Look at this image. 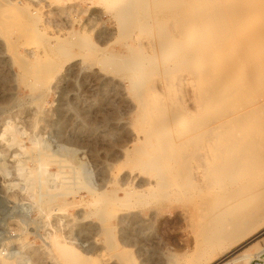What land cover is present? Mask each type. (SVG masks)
I'll use <instances>...</instances> for the list:
<instances>
[{
	"label": "rangeland",
	"instance_id": "rangeland-1",
	"mask_svg": "<svg viewBox=\"0 0 264 264\" xmlns=\"http://www.w3.org/2000/svg\"><path fill=\"white\" fill-rule=\"evenodd\" d=\"M104 1L0 0V9L10 11L9 33L0 25V264H230L235 259L232 257L253 245L264 253V171L260 158L251 161L260 167L254 183L240 175L237 184L233 182L219 193L210 187L194 195L186 193L184 181L170 174L165 180L168 189L160 188L156 170L148 166L150 158L158 154L157 136L151 133L150 121L171 126L174 137H184L191 128L197 135L207 117L222 112L247 113L257 100H264V0H241L252 5L246 8L253 11L240 16L234 32L239 39H229L226 54L216 43L218 33L213 34L214 28H209L212 23L187 33L191 41L188 50L199 55L196 63L202 64L200 69L206 64L204 60L202 63L203 56L211 58L212 68L218 71L215 82L223 94V103L203 114L197 105L198 86L193 87L189 80L175 86L176 81L170 76L171 80L164 78L154 63L138 60L154 58L171 29L159 31L155 21L149 23L152 26L148 31L135 25L129 29L132 24L127 26L116 18L122 0ZM196 1L210 5L195 10L203 17L214 8L210 2L216 0H192L190 5ZM233 1L223 3L234 10ZM257 35L262 40L252 43L250 38ZM233 39L250 42L242 41L241 45ZM56 45L61 52L54 49ZM207 47L213 49V54ZM176 48L165 49L161 64L176 61ZM203 48L208 50L206 54ZM125 66L126 72L122 70ZM173 73V77L187 75L184 71ZM218 73L232 80L220 83ZM140 88L145 91L143 96ZM145 106L153 111L154 118L147 119ZM200 114L207 116L201 118ZM11 128L17 131V138L12 136ZM180 150L184 151L182 145ZM177 162L174 155L162 159L167 169L178 168ZM20 167L29 177L37 173L42 179L30 194L26 188L30 182L23 181ZM149 184L154 189L150 190ZM235 186L244 187V195L242 192L233 197ZM99 193L103 195L97 198ZM113 196L129 205L110 206L104 202ZM242 201L248 203L246 207L254 212L255 219L248 224V236L232 246L229 260L222 263L228 243L212 248L201 233L212 218L209 203L218 202L224 210ZM133 202L135 206L130 205ZM230 230L233 227L228 225L219 232ZM56 243L72 244L80 252L83 246L91 252L67 260ZM120 252L128 257L123 260ZM213 255L217 257L210 261Z\"/></svg>",
	"mask_w": 264,
	"mask_h": 264
},
{
	"label": "bare ground",
	"instance_id": "bare-ground-1",
	"mask_svg": "<svg viewBox=\"0 0 264 264\" xmlns=\"http://www.w3.org/2000/svg\"><path fill=\"white\" fill-rule=\"evenodd\" d=\"M67 1H69V0H67ZM106 1H104V2H106ZM115 1L117 2L120 0H115ZM191 1L192 0H188V1L187 0H138L136 4L135 3L132 4L133 0L132 1L131 0H122L121 2H123L124 4L117 11V15L116 14L115 15H116L117 20L124 23L125 25L129 26L132 24L131 27H128L129 29L132 28L133 25H135L138 28L140 27L143 30H147V28L149 27L148 26L149 23H151L152 21L159 23V25H160V28H158V29H160L159 31H161V30L164 31V30H167L168 28L171 29L170 32L168 33V35L166 37L164 36L163 42L159 45L162 49L161 48H160V50H159V48L157 49V51H158L157 54L155 52L156 56H154V54H153L154 58H151V56H149L150 59H147L146 57H144V58H138V60L141 63H143L146 60L151 62V63H154L153 67H154V65H155V67L157 66V68L161 70V74L164 76V78L171 80L168 78L170 76L173 78L172 79L173 81L174 80L176 81L175 86L181 85L185 80H189L192 83L193 87L198 86L199 87L198 89H199L200 104H197V105L199 107L198 108L199 112H201V114H203L209 108L210 109L215 108L216 106L222 104L223 101L221 99V96L223 94L221 95V93H222L220 91L221 87L219 88L215 82V78L217 77L215 75V73H217L218 71L216 72L215 69L212 68L211 62L209 60L211 58L206 56V58L203 59L204 58V56H203L202 63L204 60V63H206V64H204L205 66L203 69H200V66L202 64L197 65V63H196L198 61L197 59H199L198 58L199 55L197 56V53L195 54V51L193 53H191V51L188 50V47H189V44L191 43V41L188 39L189 35L187 36V33L190 30L200 31L203 29V27H204V25H206V23H212V24H208V25L213 26V27L209 26V28L210 29L214 28L213 30H215V31H213V34H215V32H217L219 35L218 41L216 39H214V40L217 41L216 43H217L218 47H220L219 49H222L224 51V53L226 54L225 49H227L229 47V43H228L229 39H232V38L236 39V37H237V35H235L234 32L238 27V22L240 21V18H241L240 16L249 14V12L253 11V8L251 10L249 9L250 7L247 9L246 7H248V6L252 7V5L244 4L242 2L243 0L242 1L241 0H235V1H233V2H235V7L233 6L234 10H232L233 9L232 7H226L224 5L223 2H225L226 0H216L215 2H210L211 4L212 3L215 4V5H212L214 8L211 9V11L208 10V12H205V14H203V17H201L202 14H198L195 10H198V8L201 6L204 7V5H206L208 2L203 1V4L199 5L198 4L199 2L196 1V3L198 5H195L196 3H194V4L192 3V5L195 6L194 7V6L190 5ZM108 2L111 3L110 1H108ZM201 3H202V1H201ZM109 5L111 6V4H109ZM114 5H116V4H114ZM117 5H119V4H117ZM207 5H209V4H207ZM243 5H246V6L243 7ZM201 8H199V9H201ZM198 12H200V11H198ZM27 18H29V17H26V19ZM22 21H23V19H22ZM0 25H3V27H5L7 33H9V31H10V11L5 13L2 11V9H0ZM26 25H27V23H26ZM120 25H121V23H120ZM151 26L152 25L150 24V27ZM243 27L244 26H242V28ZM254 28H255V26H254ZM204 30H206V29L204 28ZM24 32L25 31H22V33H24ZM203 32L205 33V31H203ZM217 33H216V35H217ZM6 35H10V34H6ZM206 35H205V37H206ZM251 35H249V36H251ZM249 36L247 38L248 40H249ZM3 37H5V36H3ZM213 38H215V37L213 36ZM207 39H209V38H207ZM237 39H239V38L237 37ZM259 39H261V37L259 35L255 36V37L252 36L250 38L251 42L254 40L257 41ZM233 40H232V43H233ZM245 40L241 39V42L245 41ZM234 41L237 42L236 40H234ZM241 42H240V40H238V42L236 44H239ZM245 42L249 43L250 41L249 42L245 41ZM202 43H204V42H202ZM230 43H231V41H230ZM234 43L232 45H234ZM256 44H258V43H256ZM58 45H60V43ZM58 45H56L57 47L55 46L54 49H57L58 52H61V47H60L61 45L60 46H58ZM206 45H205V48H206ZM241 45H243V44L241 43ZM171 47H177L176 48L177 50L174 52V55L178 56V57H177V59L173 58L176 61H174V63L172 65L171 64L168 65V63H167V65L161 64V63H163L161 61L164 59L162 56L165 54L164 53L165 49H170ZM208 47H209V45H208ZM152 48H153V46H152ZM205 48H203V50ZM231 48H232V46H231ZM233 49L234 48H232L231 50H233ZM249 49H251V48H249ZM50 50L51 49H49V52H51ZM211 50H213V49L211 48ZM211 50H210V53L213 54V51L211 52ZM159 51H161V52L159 53ZM217 51H219V50H217ZM221 51H220V54L223 53V52L221 53ZM196 52H197V50H196ZM204 52H205V50H204ZM206 52H205V54H206ZM228 52H232V51L229 50ZM51 53L54 54L53 51ZM146 54H149V53H146ZM211 54H207V55L211 56ZM246 54H247V51H246ZM139 55H140V53H139ZM166 55H167V53H166ZM202 55H203V53H202ZM218 55H219V53H218ZM243 56H245V55H243ZM131 57H134V56H131ZM135 57H137V56H135ZM161 57H162V59H161ZM213 57L214 56H212V58ZM239 57L242 58L241 55ZM239 57H238V59H239ZM218 58H221V57H218ZM222 58H223V56H222ZM224 58H223V61H225ZM199 61H198V63H199ZM211 61H213V60H211ZM164 62H166V61H164ZM234 65H232V66H234ZM128 66H130V65H128ZM239 66H241V65H239ZM201 67H203V66H201ZM214 67H216V66H214ZM122 68H123L122 70L124 72L128 71L126 66L122 67ZM172 71L173 72L174 71L175 72L184 71L187 73V75H180V76L175 75V77H173L172 75L174 73ZM219 71H220V73H222L221 69ZM224 74H226V73H224ZM253 74H258V73L253 72ZM218 75H219V73H218ZM219 76L221 77L220 83H224V81L229 82L228 80H230V81L232 80L230 78H227L226 75H222V76L219 75ZM253 77H255V76H253ZM254 80H253V82H254ZM227 82H225V83H227ZM256 83H257V81H256ZM171 84L172 83H170L169 85L171 86ZM220 85L221 84H219V86ZM235 86H237V85H235ZM253 86H255V85H253ZM240 87H241V85H240ZM240 87H238V89H240ZM142 88H140V95L141 96H143L144 92H145V91L143 92L141 90ZM143 90H144V88H143ZM240 91H241V89L239 90V94H240ZM261 92L264 93V91H261ZM244 93L246 94V92H244ZM247 93H249V92H247ZM245 94H242V96H245ZM252 95H251V97H253ZM229 96L227 98H229ZM261 96H263V95H261ZM230 97H232V96H230ZM193 99H194V97H193ZM224 99H225V96H224ZM234 100H236V99L234 98ZM194 101L196 102L195 99H194ZM255 103H256V105L254 106V108L251 111H248L247 113H241L240 112V113L235 114V112H233L234 114L233 113L232 114H230V113L225 114L222 112V114L220 113L219 115L213 116L211 118L207 117V119L204 120V122H202V125L199 122V124L202 127L200 126L201 129L197 135L194 134L195 131L192 130V128H191L189 131H186L187 133L184 136L185 138L181 137V136L178 137L179 135H177V137H174L169 130L171 126L169 127L168 125H165L164 123L160 124V123H156L154 121H150L149 124H150L151 130H152L151 133L155 134L157 136L156 137L157 138L156 148L158 150V154H157V157L152 156V157H154L153 159L150 156L151 161H149L148 166H149V168H153L156 170V172H157L156 179L158 181V184H160L159 187L168 189L169 186L165 182L166 177H167L166 175H168V174L174 176L176 179H179V181H180V179H181V181H184L186 184L185 191L187 189L186 193H188L190 195H194L196 192L204 193V191L210 187L215 188L217 190L216 192H218V190H222L223 188H226L228 185H230L233 182H235L234 184H237L236 180H237L238 176H240V175L248 176V178L253 183L255 181H257V178L260 175V174H258V171H259L258 168H260V167L255 165V164H251V161L256 160L257 158H260V164L259 165L261 166V169L264 171V100H257V102H255ZM251 104H253L252 101H251ZM236 106L237 105H235V107ZM231 108H233V107H231ZM220 109H222V108L220 107ZM245 109H247V108L245 107ZM245 109H243V110L245 111ZM143 111L146 113L147 119L154 118L155 115L152 113L153 111L149 112L148 107L144 108ZM211 111L213 112V110H211ZM236 111H237V109H236ZM224 112H226V111H224ZM201 114H200L201 118L204 115H205V117L207 116V114H204L203 116ZM208 114H210V113H208ZM195 117L196 118L198 117L197 114ZM190 118H192V116ZM196 118H192V119L194 120ZM193 120H191V122ZM193 122L195 123V121H193ZM198 125L195 127H198ZM8 129L10 130V128H8ZM171 130H173V129H171ZM10 132H12L13 137L17 138V134H18L17 131L12 129V131H10ZM197 143L200 144L199 148L196 147ZM181 145L184 147V151L180 150ZM176 151H180L181 153L177 154ZM172 155H174V157L178 160V162H177L178 168L167 169L164 166V164L162 163V159H163V157H166V156H168L170 158V157H172ZM197 162H199V163H197ZM20 163H22V162H20ZM19 172H20V176L22 178H24L23 181H26V182L29 181L30 182V185L28 184L26 186V188L29 191V194L32 193L33 191H35V189L38 188L40 182L42 181L39 174L32 172L33 173V174H31L32 176L29 177V175L26 174L25 169L23 167H20ZM56 177H58V176H56ZM54 180H56V179H54ZM246 184H247V182H246ZM231 187H234V185ZM133 188H134L133 189L134 191L137 190L135 187H133ZM149 188H150V190L154 189L153 185H151V184H149ZM245 188H250V187H245ZM128 189H130V188H128ZM158 189H156V191H159ZM232 189H234V188H232ZM232 189L229 188V190H232ZM243 190H245L244 187L240 188V189L237 188V190H235V192L233 191L234 192L233 197L241 196L240 194H242ZM248 190L249 189H247V191ZM124 191H125V195H129V192H127L126 190H124ZM179 191L181 192L182 190H179ZM211 191L215 192L213 190H211ZM164 192H165V190H164ZM222 193H223V191H222ZM222 193H220V194L222 195ZM224 193H226V192H224ZM220 194H218V196ZM231 194L233 195V193H231ZM245 194H248V192ZM96 195H97L96 197L98 198L99 196L103 195V193L102 194L99 193ZM140 195H142V194H140ZM162 195H163V193H162ZM243 195H244V192H243ZM150 196H152V195H150ZM167 196H168V194H167ZM218 198H220V197H218ZM243 198L244 197H242V199ZM261 198H262V196H261ZM261 198H260V200L262 201ZM238 199H236V200H238ZM136 200H137V198H136ZM225 200H228V199H225ZM229 200H233V199L230 198ZM243 201L241 203L239 202L240 203L239 205L235 204V206H233V207L227 206L225 204L227 206V208L225 209L223 207L224 210L221 208L223 205L222 206L219 205V203L223 202L222 200L219 203L218 202L212 203V204L209 203L210 207L212 208V212L211 213L209 212V214H212V218L211 219L209 218L210 219V221H208L209 223L207 222V224L203 226V228L201 229L202 230L201 233L204 235L203 236L204 239L206 238L205 240L207 241V244L212 246V248H216L218 245L220 246V245L228 243L227 246H228L229 250L227 251L228 253L226 255H224L225 257H223L224 259L222 260V263L227 261V259L233 253L232 249H231L232 246H234L235 244H238V242H240L241 240H243V238L248 236V234H249L248 233L249 232L248 231V228H249L248 224H252L254 222V220H253V219H255L254 212H252V211L250 212L246 207V206H249V205H247L248 203L246 202L247 204L245 205L243 203ZM247 201L249 202V200H247ZM104 202L110 206H116V205L121 206L122 205V207H123L125 205H129L128 203L123 202L122 199L118 198V196H113L111 198H107V200ZM211 202H214V201L211 200ZM215 202H216V200H215ZM224 202L227 203V201H224ZM231 203H234V202L232 201ZM231 203H229V205ZM133 204H134V202L130 205L132 206ZM205 204H208V203L206 202ZM133 206H135V205H133ZM207 206H206V208H208ZM208 210H209V208H208ZM228 225L233 227L232 232H231V230H230V232H225V231L219 232L220 230H223L225 228V226H228ZM224 242H226V243H224ZM56 244L58 245V247H59L60 251L62 252L63 256L65 257V259H67V260H70V259L72 260L73 258H76V259L81 258L80 257L81 253L85 254V256H88V254L91 252L90 250L85 249L83 246L80 247V248H82V252H80L72 244L71 245H69V243H65V244L56 243ZM255 248H256V245H253L249 249L247 248L244 252L240 253L239 255L232 257L235 259L230 264H250L251 261L255 257H258L260 254H262V251H260L261 249L259 251H256ZM121 256L123 257V260H124V258L128 257L127 254L124 252L121 253ZM216 257H217V255H213V257H211L210 261L215 260ZM21 260L25 261V258L23 257ZM2 264H12V263H8L6 261H3ZM14 264H19V263H14Z\"/></svg>",
	"mask_w": 264,
	"mask_h": 264
},
{
	"label": "built area",
	"instance_id": "built-area-1",
	"mask_svg": "<svg viewBox=\"0 0 264 264\" xmlns=\"http://www.w3.org/2000/svg\"><path fill=\"white\" fill-rule=\"evenodd\" d=\"M250 264H264V253L253 259Z\"/></svg>",
	"mask_w": 264,
	"mask_h": 264
}]
</instances>
